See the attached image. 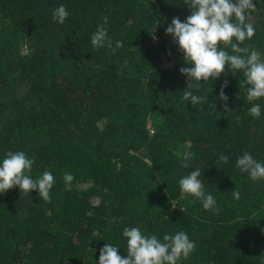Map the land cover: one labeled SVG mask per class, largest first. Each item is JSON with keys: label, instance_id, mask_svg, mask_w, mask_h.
Listing matches in <instances>:
<instances>
[{"label": "trees", "instance_id": "1", "mask_svg": "<svg viewBox=\"0 0 264 264\" xmlns=\"http://www.w3.org/2000/svg\"><path fill=\"white\" fill-rule=\"evenodd\" d=\"M187 3L0 0V162L23 151L35 158L34 180L45 170L55 179L49 202L18 188L0 194V264H98L106 243L127 254L125 227L161 241L185 232L196 248L178 264H264V180L236 167L244 152L264 163V98L250 102L243 71L228 68L193 90L208 101L182 99L179 69L191 65L165 30L190 15ZM254 3L255 35L241 47L264 59V0ZM59 5L63 24L52 18ZM104 18L113 47L123 42L115 52L91 44ZM225 81L231 112L218 99ZM196 169L218 213L180 191Z\"/></svg>", "mask_w": 264, "mask_h": 264}, {"label": "clouds", "instance_id": "2", "mask_svg": "<svg viewBox=\"0 0 264 264\" xmlns=\"http://www.w3.org/2000/svg\"><path fill=\"white\" fill-rule=\"evenodd\" d=\"M190 15L181 21L174 17L165 30L166 35L172 37L173 42L183 53L184 62L190 67H181L179 72L187 78V86L183 91L182 99L192 105L208 101V96L193 94L198 92L201 82L219 79L231 68L235 71H243L247 88V99L258 101L264 98V59L260 53L241 47L246 40L255 35V28L250 22V14L256 10L254 0H188ZM69 12L66 6L59 5L52 13L55 22L63 24ZM107 18L99 25L91 36V44L95 48H109L113 52L123 47L121 40L113 41L108 36ZM231 49V53L226 49ZM195 81V83H193ZM228 86L225 81L221 85L218 99L223 102L224 111L231 112L227 107L228 96L224 89ZM210 91L212 89L210 88ZM215 109V103L212 104ZM253 118L261 116V105L253 104L249 109ZM193 153L188 152L185 161L193 158ZM222 163L228 162V156L221 155ZM35 158H28L23 151L6 153L0 162V194L8 190L18 188L25 194L36 191L45 202H49L50 191L55 184V179L50 171L45 170L38 179L30 175ZM187 168L188 163L181 165ZM236 167L243 173H247L252 181L264 180V163L258 162L251 154L244 152L236 160ZM199 169L189 172L179 180L180 191L202 202L204 210L219 212L215 198L207 193L199 179ZM65 189L72 190L74 176L64 174ZM235 199H240L238 190H233ZM113 218L109 223H115ZM127 241V254H118V247L106 243L99 252L98 264H178L183 257L187 259L195 250L196 244L188 235L177 232L175 235L165 234L161 241L156 235H145L139 227H125L122 233Z\"/></svg>", "mask_w": 264, "mask_h": 264}, {"label": "rangeland", "instance_id": "3", "mask_svg": "<svg viewBox=\"0 0 264 264\" xmlns=\"http://www.w3.org/2000/svg\"><path fill=\"white\" fill-rule=\"evenodd\" d=\"M149 128L152 130V126L149 124ZM91 185L90 182H83V183H79L78 184V188L82 189V190H85L86 188H88L89 186ZM90 201L93 203V204H96L98 203L99 201V197L98 196H90Z\"/></svg>", "mask_w": 264, "mask_h": 264}]
</instances>
